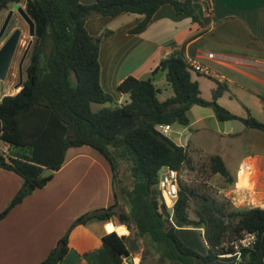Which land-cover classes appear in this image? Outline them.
Segmentation results:
<instances>
[{
  "label": "trees",
  "instance_id": "16d2710c",
  "mask_svg": "<svg viewBox=\"0 0 264 264\" xmlns=\"http://www.w3.org/2000/svg\"><path fill=\"white\" fill-rule=\"evenodd\" d=\"M19 2L0 0V27L1 12ZM165 4L201 22L192 0H96L91 4L81 0H26L25 11L35 22L26 77L17 93L4 95L0 101V140L9 142L12 152L8 157L0 153V168L15 171L24 182L0 212V221L53 178V174L42 177L43 171L59 170L72 147L89 146L109 162L115 196V203L75 219L61 241L63 246H56L40 264H59L68 252L71 230L95 217L115 218L130 231L128 235L113 231L103 237L117 264H123V258L131 254L139 255L140 264H208L227 253L234 254L235 244L248 234L255 235V241L241 247L238 264H264V208L236 206L223 193L180 178L179 195L171 211L157 189L163 166L177 169L180 175L194 168L187 147L161 133L158 124L188 126L189 110L194 105L211 107L220 121L241 120L248 128L264 131V122L252 115L239 116L223 106L218 101L225 89L221 84L210 99L203 97L184 48L163 58L152 72L165 74L173 92L165 99L159 98L162 89L153 77H126L119 84L121 92L129 96L123 104L116 103L102 85L99 47L102 38L113 31L94 36L87 29V20L139 13L144 18L131 29L139 33ZM93 103L111 105L94 110ZM121 162L127 164L126 171L135 179L132 190L119 186ZM208 167L221 176V188L234 185L235 176L222 155L210 154ZM118 188L129 196L130 211H118ZM182 227L204 229L206 254L183 241L178 233ZM107 228L113 225L108 223Z\"/></svg>",
  "mask_w": 264,
  "mask_h": 264
},
{
  "label": "crops",
  "instance_id": "0c3cea01",
  "mask_svg": "<svg viewBox=\"0 0 264 264\" xmlns=\"http://www.w3.org/2000/svg\"><path fill=\"white\" fill-rule=\"evenodd\" d=\"M95 1L81 0L84 4ZM192 1L201 22L194 21L190 15L178 14L171 4L161 6L147 28L139 33L131 32L144 18L139 13L123 12L115 16H95L88 19L87 29L94 36H100L108 30L113 31L102 38L99 47L104 89L113 95L116 103H125L129 96L121 92L119 84L128 76L153 77L155 83L162 80L165 76L163 72L156 75L152 72L175 48H184L186 55L194 57L208 51L232 53L251 60V64L225 67L206 61L225 76L222 82L195 74L211 82L206 88L207 99L212 97L213 91L221 84L225 89L218 101L223 106L239 116L252 115L264 122V0ZM10 5L5 10L10 11ZM206 7L211 9L210 17L206 14ZM20 8L23 9L21 6ZM18 11L21 13L20 9ZM3 37L0 38L1 43L6 38V32ZM8 94L0 93V101ZM251 94H256L259 99H254ZM234 99L243 104V111L233 110L230 101ZM194 106L189 110L190 124L178 125L175 129L171 126L169 131L168 136L179 145L189 148L191 140L187 143L184 140L186 131L207 118L215 120V137L239 138L251 130H259L248 128L241 120H232L243 124L239 130L226 121L220 126V120L213 109L205 112L194 109ZM172 132L177 135L175 138L171 136ZM195 151L204 153L201 145L196 146ZM212 154L222 155L228 166L229 156H224L221 148ZM229 170L231 171L230 168ZM231 173L236 179L234 185L220 188L219 193H223L236 206L264 208V152L244 156ZM124 177L126 180L121 178L119 186L132 190L135 179L129 171L124 173ZM23 182V177L15 171L0 168V212L10 204L22 188ZM117 194L118 211H130L132 206L129 196L120 188ZM113 203L115 196L109 162L89 146L69 148L65 163L53 172V178L45 186L27 195L0 221V264H40L51 250L61 244L75 219ZM108 223L113 225L112 229L107 228ZM113 231L118 235L130 234L128 227L117 224L115 218L95 217L75 226L69 234L68 252L59 264H117L103 241V237ZM182 231L200 232L205 249L196 242V250L202 254L208 252L203 228H179L180 237ZM183 241L189 244L186 240ZM130 258L136 261L140 259L136 254H131ZM235 262L236 260L232 264Z\"/></svg>",
  "mask_w": 264,
  "mask_h": 264
},
{
  "label": "rangeland",
  "instance_id": "374dc122",
  "mask_svg": "<svg viewBox=\"0 0 264 264\" xmlns=\"http://www.w3.org/2000/svg\"><path fill=\"white\" fill-rule=\"evenodd\" d=\"M25 2L26 0H21L20 3H12L10 5V11L13 10L12 18L9 21V24L6 29V34H9V31H12L16 28L21 29V36L19 39L17 52L13 58L11 68L7 78L2 82L0 93H16L18 89H21V86L14 87V85H19L21 81L20 77V60L21 57L27 48L29 42L33 40V36L30 34V25L27 20L24 18L23 14H21L18 10L20 6L25 10ZM9 10H3L1 13V17L3 19V23L8 17ZM1 29V28H0ZM4 38V37H3ZM6 38L3 40L5 42ZM2 39L0 40V45ZM2 46V45H1ZM0 46V47H1ZM28 64V57L25 58L23 62V79L26 77V67ZM193 78L197 80L202 88V95L204 97H208L206 93V88L208 84H211L209 80L204 77L197 76L195 73L193 74ZM157 85L162 89L159 93L160 99H165L173 94L171 87L167 84L165 80V76L162 80L156 81ZM19 91V90H18ZM254 99H259L256 94H251ZM231 106H233V110L235 112L243 111L244 108L242 107L243 104L240 103L238 100L234 99L230 101ZM110 103L100 104V103H93L92 107L94 110H98L104 106H110ZM194 109H200L205 112L212 111L211 107L207 106H200L195 105ZM192 115V114H191ZM224 122L219 121L220 126H223ZM226 123L228 125H233L236 127V130H239L243 124L239 121H230L227 120ZM179 124L171 125L173 126L172 129L178 127ZM217 129V125L215 124L214 119H205L200 123L192 126L188 129L185 133L184 140L186 143L191 140L188 149L189 156H191L192 165L194 168L192 170H184L181 174V179L187 183L194 184V185H202L204 188H207L210 191L218 192L221 186L223 185V181L221 176L215 175L211 173L208 167V156L215 152V150L221 148L222 154L228 157V167L231 171H235L237 164L243 159L244 156H248L249 154H253L256 152H264V132L259 130H251L248 133L243 134L239 138H224V137H215L214 130ZM261 133V134H260ZM171 136H177L174 132L171 133ZM175 138V137H174ZM201 145L204 153L196 152L195 147ZM91 148V147H90ZM228 153L230 155H228ZM9 155H12L10 151ZM121 169H118V174L122 178L123 181L126 180L124 177V173L126 171L127 164L125 162L120 163ZM187 236H191V238H187ZM182 239L186 240L191 247L196 249L197 243L199 242L202 247L205 249V245L203 244L201 234L198 231H182L181 232ZM187 238V239H186ZM194 242V245L192 244ZM188 244V245H189ZM201 252V251H200ZM236 260L235 256L227 257L222 256L218 259L209 262L208 264H232L233 261Z\"/></svg>",
  "mask_w": 264,
  "mask_h": 264
},
{
  "label": "built area",
  "instance_id": "2783aa9c",
  "mask_svg": "<svg viewBox=\"0 0 264 264\" xmlns=\"http://www.w3.org/2000/svg\"><path fill=\"white\" fill-rule=\"evenodd\" d=\"M206 14L208 17H210L211 9L209 7H206ZM180 48H175V50H178ZM213 61L218 65H222L225 67H240L243 65H249L251 64V60H248L244 57L232 54V53H224V52H214V51H208L204 52L201 56L194 57L191 55H186V61L189 65V68L193 73L204 75L206 77H210L213 79H217L219 81H223L225 79V76L217 71L215 68H213L209 63L206 61ZM157 129L165 134L168 135L169 131L171 129V125L167 123H160L157 125ZM11 151V145L9 142L0 140V153L9 156V153ZM181 175L179 171L175 168H172L168 165L163 166L160 169L159 172V181L157 185V189L160 193V196L162 198V201L167 205V207L172 211L175 205V202L179 195V182H180ZM255 241V235L248 234L245 238L240 239L236 244L235 247L237 251L232 253H227L223 256L227 257H236V262L234 264H238L241 260V247H249L253 244ZM135 259H131L130 257H124L123 258V264H140Z\"/></svg>",
  "mask_w": 264,
  "mask_h": 264
},
{
  "label": "water",
  "instance_id": "95a60500",
  "mask_svg": "<svg viewBox=\"0 0 264 264\" xmlns=\"http://www.w3.org/2000/svg\"><path fill=\"white\" fill-rule=\"evenodd\" d=\"M21 13L23 14L24 18L27 20V22L30 25V34L32 36L35 35V22L33 21V19L29 16V14L24 10L20 8ZM13 14V11H10L8 17L6 18V20L4 21L1 29H0V38L3 37L6 28L9 24L10 18ZM20 34H21V30L17 29L6 41L5 43L2 45V47L0 48V80L4 81L7 78L8 75V71L9 68L12 64L13 61V57L16 51V48L18 46V42H19V38H20ZM33 41L31 40L25 50V53L21 59L20 62V77H21V81L19 83L18 86L22 85L23 82V62L25 60V58L28 55V52L31 48ZM0 81V90H1V85L2 82ZM54 172L53 169L51 168H46L43 173H42V177H48L50 175H52ZM64 244V242H61L60 247H62Z\"/></svg>",
  "mask_w": 264,
  "mask_h": 264
},
{
  "label": "flooded vegetation",
  "instance_id": "af4514ba",
  "mask_svg": "<svg viewBox=\"0 0 264 264\" xmlns=\"http://www.w3.org/2000/svg\"><path fill=\"white\" fill-rule=\"evenodd\" d=\"M17 29H19V28H16V29H14V30H12V31H9V34L7 35L6 34V40L17 30ZM21 30V29H20ZM20 36H21V34H20ZM5 37V36H4ZM20 39V38H19ZM19 43V42H18ZM18 47V46H17ZM26 50V49H25ZM17 52V48H16V51H15V53ZM24 53H25V51H24ZM24 53H23V55H24ZM23 55H22V57H23ZM14 56H15V54H14ZM22 57H21V59H22ZM14 58V57H13ZM21 61V60H20ZM10 70V69H9ZM8 74H9V71H8ZM8 76V75H7Z\"/></svg>",
  "mask_w": 264,
  "mask_h": 264
}]
</instances>
